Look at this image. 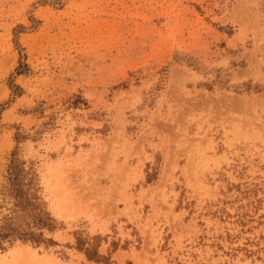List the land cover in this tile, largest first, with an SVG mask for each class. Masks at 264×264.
<instances>
[{
  "label": "rangeland",
  "instance_id": "obj_1",
  "mask_svg": "<svg viewBox=\"0 0 264 264\" xmlns=\"http://www.w3.org/2000/svg\"><path fill=\"white\" fill-rule=\"evenodd\" d=\"M13 156L0 264H264V0H0V220Z\"/></svg>",
  "mask_w": 264,
  "mask_h": 264
},
{
  "label": "trees",
  "instance_id": "obj_2",
  "mask_svg": "<svg viewBox=\"0 0 264 264\" xmlns=\"http://www.w3.org/2000/svg\"><path fill=\"white\" fill-rule=\"evenodd\" d=\"M28 173L22 162L13 156L3 185V195L10 200L11 207L0 220V247L3 241L16 237L38 242L42 239V233L37 230L54 226L49 212L36 202L31 180L24 181Z\"/></svg>",
  "mask_w": 264,
  "mask_h": 264
}]
</instances>
